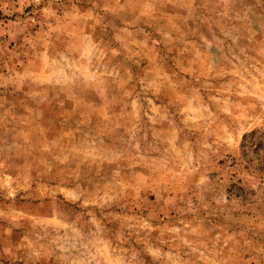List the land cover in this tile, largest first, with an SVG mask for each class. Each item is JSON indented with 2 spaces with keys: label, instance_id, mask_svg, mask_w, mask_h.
<instances>
[{
  "label": "rangeland",
  "instance_id": "1",
  "mask_svg": "<svg viewBox=\"0 0 264 264\" xmlns=\"http://www.w3.org/2000/svg\"><path fill=\"white\" fill-rule=\"evenodd\" d=\"M251 132L264 0H0V264H264Z\"/></svg>",
  "mask_w": 264,
  "mask_h": 264
},
{
  "label": "trees",
  "instance_id": "2",
  "mask_svg": "<svg viewBox=\"0 0 264 264\" xmlns=\"http://www.w3.org/2000/svg\"><path fill=\"white\" fill-rule=\"evenodd\" d=\"M241 150L244 155H247L248 150L252 151L258 157L257 159L262 161L261 166L264 168V135L255 132L244 135Z\"/></svg>",
  "mask_w": 264,
  "mask_h": 264
}]
</instances>
